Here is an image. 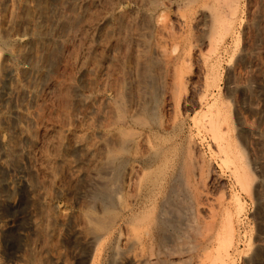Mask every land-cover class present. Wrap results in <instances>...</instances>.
I'll list each match as a JSON object with an SVG mask.
<instances>
[{
    "label": "rangeland",
    "instance_id": "374dc122",
    "mask_svg": "<svg viewBox=\"0 0 264 264\" xmlns=\"http://www.w3.org/2000/svg\"><path fill=\"white\" fill-rule=\"evenodd\" d=\"M0 264H264V0H0Z\"/></svg>",
    "mask_w": 264,
    "mask_h": 264
},
{
    "label": "bare ground",
    "instance_id": "6f19581e",
    "mask_svg": "<svg viewBox=\"0 0 264 264\" xmlns=\"http://www.w3.org/2000/svg\"><path fill=\"white\" fill-rule=\"evenodd\" d=\"M211 20L213 21L212 23L216 24V22L218 21V17H217V15L215 16L214 13H212V15H211ZM170 150H171V149H170ZM174 150H175V149H174ZM165 163H166V162H165ZM105 198H107V197H105ZM105 198H104V199H105ZM153 198H154V197H153ZM166 198H167V197H166ZM151 199H152V198H151ZM170 199H171V198H170ZM108 200H109L108 198L105 199V203H104L105 206L108 205ZM168 200H169V199H168ZM152 205H154V203H153ZM162 205H163V204H162ZM155 207H156V206H155ZM151 208H152V207H151ZM164 208H165V206H164ZM146 209L150 210V207H148V208H146ZM157 209H158V208H157ZM166 209H167V208H166ZM169 209H170V208H169ZM164 210H165V209H164ZM135 211H136V210H135ZM150 211H151V210H150ZM141 212H142V211H141ZM147 212L149 213V211H147ZM139 213H140V212H139ZM151 213L154 214L152 211H151ZM129 214H130V213H129ZM136 214H137V213H135V217H136L137 219H135L134 222H139V221L142 220V221H145V224H146L147 221L152 220V218H153V216H152V218H151V215H152V214H149L148 216H146V218H143V216H141V215H144V214H141L140 216H141L143 219L140 220V218L138 219L139 216H136ZM145 214H146V213H145ZM163 214H165V213H163ZM130 215H133V214H130ZM130 215H129V216H130ZM137 215H139V214H137ZM154 215H155V214H154ZM129 216H128V217H129ZM154 217H156V216H154ZM131 218H132V219H131ZM156 218H157V217H156ZM157 219H158V218H157ZM157 219H156V220H157ZM129 220H130V221H131V220H134V217L131 216ZM156 220H155V218H154V221H156ZM158 220H159V219H158ZM164 220H165V219H164ZM169 221H170V220H169ZM150 222H153V220L150 221ZM165 222H166V221H165ZM165 222H164V224H165ZM128 223H129V222H128ZM140 223H143V222H140ZM154 223H155V222H154ZM154 223H153V225H156V224H154ZM157 224H158V223H157ZM142 225H144V224H142ZM148 225H150V223H149ZM153 225H152V226H153ZM150 226H151V225H150ZM158 226H159V225H158ZM161 226H163V224H162ZM231 231H232V229H231ZM138 239H139V238L137 237V239H134L133 242H132V241H131V242H132V243H135L136 241H140V240H138ZM115 246H116V247L113 246L114 249H112V250H114V253H113V254H115V257H116V256H118L119 253H121L120 251H122V249L119 250V247H117L118 245H115ZM123 251H124V250H123ZM142 260H143V259H142ZM145 260H146V259H144V261H145ZM146 261H147V260H146ZM146 261H145V262H146ZM142 262H143V261H142Z\"/></svg>",
    "mask_w": 264,
    "mask_h": 264
}]
</instances>
